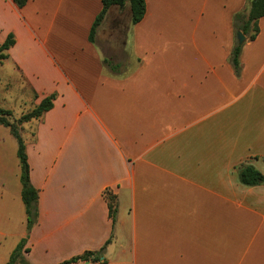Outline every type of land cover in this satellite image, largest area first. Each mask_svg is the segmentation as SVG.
<instances>
[{"label": "crops", "instance_id": "crops-1", "mask_svg": "<svg viewBox=\"0 0 264 264\" xmlns=\"http://www.w3.org/2000/svg\"><path fill=\"white\" fill-rule=\"evenodd\" d=\"M249 5L147 0L124 45L134 63L114 73L89 40L102 0H0V44L16 40L0 63L26 82L32 109L57 94L20 127L39 191L29 233L18 142L0 124V264L25 237L28 264L105 246L74 264H264V184L239 176L243 165L264 175V17L240 74L232 63L234 17Z\"/></svg>", "mask_w": 264, "mask_h": 264}, {"label": "trees", "instance_id": "trees-1", "mask_svg": "<svg viewBox=\"0 0 264 264\" xmlns=\"http://www.w3.org/2000/svg\"><path fill=\"white\" fill-rule=\"evenodd\" d=\"M13 2L19 7L23 8L27 5L29 0H13ZM103 9L97 16L93 27L91 29L89 40L95 43L98 28L108 16L110 10L117 7L121 11L126 9L130 10L131 26L139 24L146 15L147 12V0H102ZM264 17V0H250V5L247 12L238 13L234 17V27L236 32V43L232 52V63L237 74H240V56L245 43L239 44L238 33L242 32L248 41H254L259 35V20ZM16 40L14 34H10L3 44H0V62L9 58L7 52L15 45ZM105 64L114 72L121 73L123 69L122 64H116L112 60H105ZM57 98V94H51L44 98L41 103L32 110L24 113L18 120L14 118L13 113L9 110L0 108V124L7 128H10L13 136L18 142V159L21 166V181L23 185L22 199L25 205L27 214V232L38 223L39 218V191L32 185L30 173L31 168L28 162L27 148L25 141L21 135L20 127L24 123H28L32 120H38L42 118L47 112L51 111L54 107V102ZM240 181L246 186H259L264 184V175L257 170L254 166L243 165L239 168ZM104 198L109 207V216L112 219L113 225L116 224L119 206L118 198L112 191L106 190ZM110 243L107 242V244ZM26 241H23L16 250L13 252L9 264H28L22 259L23 251ZM106 246L98 252H86L81 256L72 258L61 264H74L79 261H99L101 255Z\"/></svg>", "mask_w": 264, "mask_h": 264}, {"label": "rangeland", "instance_id": "rangeland-1", "mask_svg": "<svg viewBox=\"0 0 264 264\" xmlns=\"http://www.w3.org/2000/svg\"><path fill=\"white\" fill-rule=\"evenodd\" d=\"M130 28L128 9L124 11L119 9L118 13L110 14V17L108 15L105 18L96 35V41L104 54L111 60L114 59L123 64L124 68L134 63V60L124 53V45L128 40ZM0 108L11 110L17 120L23 113L32 109L31 91L14 65L9 62L0 63ZM23 241L27 242V237L23 238L19 244ZM0 253L2 254L1 248ZM10 259L11 257L9 262Z\"/></svg>", "mask_w": 264, "mask_h": 264}, {"label": "water", "instance_id": "water-1", "mask_svg": "<svg viewBox=\"0 0 264 264\" xmlns=\"http://www.w3.org/2000/svg\"><path fill=\"white\" fill-rule=\"evenodd\" d=\"M237 38H238V42H239V44H243V43H245V41H246V36L242 33V32H239L238 33V36H237Z\"/></svg>", "mask_w": 264, "mask_h": 264}]
</instances>
